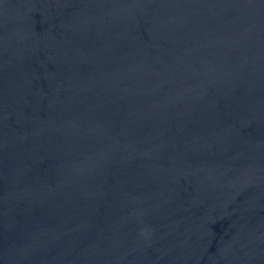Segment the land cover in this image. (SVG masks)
<instances>
[{
  "label": "water",
  "instance_id": "95a60500",
  "mask_svg": "<svg viewBox=\"0 0 264 264\" xmlns=\"http://www.w3.org/2000/svg\"><path fill=\"white\" fill-rule=\"evenodd\" d=\"M0 264H264V0H0Z\"/></svg>",
  "mask_w": 264,
  "mask_h": 264
}]
</instances>
